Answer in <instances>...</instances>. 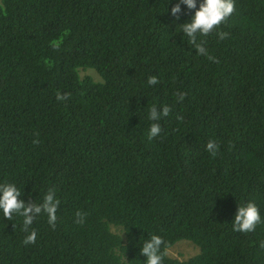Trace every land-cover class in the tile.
I'll return each mask as SVG.
<instances>
[{"label":"trees","instance_id":"trees-1","mask_svg":"<svg viewBox=\"0 0 264 264\" xmlns=\"http://www.w3.org/2000/svg\"><path fill=\"white\" fill-rule=\"evenodd\" d=\"M175 2L0 0V182L60 201L54 226L34 219L33 244L0 214V264H143L151 234L164 264H264V223H230L249 200L264 220V0H235L225 40L197 36L215 61L182 36L194 10L174 20ZM165 104L149 140V108ZM182 240L198 254L168 257Z\"/></svg>","mask_w":264,"mask_h":264},{"label":"clouds","instance_id":"clouds-1","mask_svg":"<svg viewBox=\"0 0 264 264\" xmlns=\"http://www.w3.org/2000/svg\"><path fill=\"white\" fill-rule=\"evenodd\" d=\"M184 10L182 12V7ZM191 10V16L183 23L176 26L179 27L180 33L190 43L197 55L205 56L207 59L215 61L207 48L205 42L201 40L197 42V36H208L214 29L218 40H225L229 33L220 30L219 26L224 23L235 11V0H176L172 3L169 15L174 20H179L180 16L187 15ZM147 84L154 86L158 84L155 75L147 78ZM69 93H56L58 102L68 98ZM184 93H179L176 97L177 103L183 101ZM168 105H162L159 108L153 105L149 108L148 119L152 121L147 130V138L149 140L158 137L162 131L159 123L162 117H167L170 112ZM177 119H182L177 116ZM36 141H34L35 143ZM205 150L212 156L218 151V143L209 139L205 144ZM21 197V189L14 183L0 182V214L5 220H11L13 216L22 218V228L26 232L23 243L33 244L36 242L37 231L30 228L34 219L41 215H45L47 223L54 226L57 220V208L60 201L57 199L54 190L48 189L43 194L39 202L26 203ZM74 223L82 225L85 222L86 213L77 211ZM231 227L233 232L250 233L253 232L257 225L264 223L260 216V210L256 203L252 200L244 202L239 206L236 205L233 218L231 219ZM165 245L164 239L157 234H151L146 239L140 241L139 254L144 257L143 264H164V252L162 246ZM260 247L264 248V241L260 242ZM124 260V257H123Z\"/></svg>","mask_w":264,"mask_h":264},{"label":"rangeland","instance_id":"rangeland-1","mask_svg":"<svg viewBox=\"0 0 264 264\" xmlns=\"http://www.w3.org/2000/svg\"><path fill=\"white\" fill-rule=\"evenodd\" d=\"M83 74H89L94 78H97L96 74L92 71H87ZM199 249L194 244L190 243L189 241L182 240L174 244L172 247L167 249V256L170 258L178 259L181 261L187 260L196 254H198Z\"/></svg>","mask_w":264,"mask_h":264}]
</instances>
